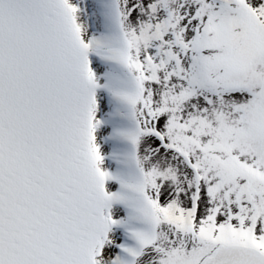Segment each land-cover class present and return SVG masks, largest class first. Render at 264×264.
I'll return each instance as SVG.
<instances>
[{
    "label": "snow or ice",
    "instance_id": "snow-or-ice-1",
    "mask_svg": "<svg viewBox=\"0 0 264 264\" xmlns=\"http://www.w3.org/2000/svg\"><path fill=\"white\" fill-rule=\"evenodd\" d=\"M0 264H264V0H0Z\"/></svg>",
    "mask_w": 264,
    "mask_h": 264
}]
</instances>
